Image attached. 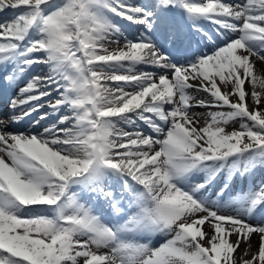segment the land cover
Masks as SVG:
<instances>
[{"label":"snow or ice","instance_id":"6c2138e0","mask_svg":"<svg viewBox=\"0 0 264 264\" xmlns=\"http://www.w3.org/2000/svg\"><path fill=\"white\" fill-rule=\"evenodd\" d=\"M6 13L0 264H264V0Z\"/></svg>","mask_w":264,"mask_h":264},{"label":"bare ground","instance_id":"6f19581e","mask_svg":"<svg viewBox=\"0 0 264 264\" xmlns=\"http://www.w3.org/2000/svg\"><path fill=\"white\" fill-rule=\"evenodd\" d=\"M148 70H151V69H148ZM196 111L199 113V112H206L207 110H204V109H196ZM253 243H255V240L253 241Z\"/></svg>","mask_w":264,"mask_h":264}]
</instances>
